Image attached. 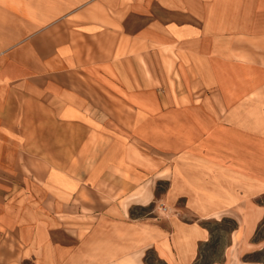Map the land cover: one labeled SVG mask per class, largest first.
<instances>
[{
    "label": "crops",
    "instance_id": "1",
    "mask_svg": "<svg viewBox=\"0 0 264 264\" xmlns=\"http://www.w3.org/2000/svg\"><path fill=\"white\" fill-rule=\"evenodd\" d=\"M258 149L264 0H0V264H114L160 225L188 262L202 220L264 216Z\"/></svg>",
    "mask_w": 264,
    "mask_h": 264
},
{
    "label": "rangeland",
    "instance_id": "2",
    "mask_svg": "<svg viewBox=\"0 0 264 264\" xmlns=\"http://www.w3.org/2000/svg\"><path fill=\"white\" fill-rule=\"evenodd\" d=\"M259 146V144H258ZM258 177H264V151L258 149L257 153ZM256 202L264 207V195L256 198ZM182 206L183 201H179ZM247 207L240 208L241 215L247 217ZM189 221L194 218L190 214L182 215ZM238 214L231 211L218 219L202 220V226L209 231L206 240L196 245L195 256L190 261H184L179 256L181 245L174 249V241L166 225H160L162 229L146 227L145 245L139 244V249L114 264H264V216L257 225H238ZM189 233V231H188ZM155 241L154 244H148ZM171 242L172 251L169 256L162 250L163 243L168 247ZM162 243V244H159ZM174 244V245H173Z\"/></svg>",
    "mask_w": 264,
    "mask_h": 264
}]
</instances>
